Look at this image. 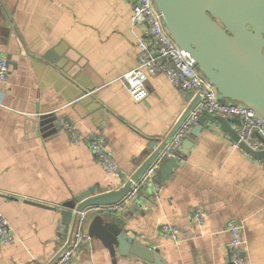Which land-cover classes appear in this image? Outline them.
<instances>
[{"label": "crops", "instance_id": "crops-1", "mask_svg": "<svg viewBox=\"0 0 264 264\" xmlns=\"http://www.w3.org/2000/svg\"><path fill=\"white\" fill-rule=\"evenodd\" d=\"M132 5L133 0H0V51L13 62L0 105V210L15 236L0 244V264H45L54 257L67 241L65 204L90 187L98 194L125 186L152 152L151 138L163 140L195 97L161 73L148 76L142 100L130 97L120 76L137 64L135 38L143 29L131 27ZM203 124L194 122L175 146L179 163L166 178L139 188L121 208H86L75 230L87 235L95 214L106 220L116 215L164 264H226L225 224L232 219L243 226L249 262L264 264V163L234 146L217 120ZM88 136L111 150L118 175L95 160ZM196 210L201 224L194 221ZM162 223L179 228L178 244L160 232ZM112 260L90 238L67 264ZM115 264L155 263L116 252Z\"/></svg>", "mask_w": 264, "mask_h": 264}, {"label": "water", "instance_id": "water-1", "mask_svg": "<svg viewBox=\"0 0 264 264\" xmlns=\"http://www.w3.org/2000/svg\"><path fill=\"white\" fill-rule=\"evenodd\" d=\"M161 13L164 24L176 43L189 52L197 69L215 87L221 102L239 101L253 107L264 118V0H153ZM7 63H13L6 56ZM187 96L195 97L179 116L173 128L158 142L151 138L152 152L145 158L130 177V181L116 190L102 188L98 194L94 187L75 196L65 204L61 212L64 226L63 239L67 237L65 248L71 241L82 213L88 207H105L121 200L133 182L137 181L145 168L163 148L188 112L201 99L198 93L187 91ZM217 120L219 128L245 152L259 158L264 163V148H251L239 135L232 124L238 125L236 117H224L203 111L195 120L196 124L206 126L203 120ZM196 132V128L191 134ZM257 138L264 139L256 134ZM190 138V137H189ZM186 144V141L185 143ZM155 146V147H154ZM154 147V148H153ZM164 160L153 180L166 178L171 168L179 160L175 156ZM40 206L45 204L31 202ZM137 207V206H134ZM140 207V206H138ZM106 220L100 213L95 214L87 226V235L105 246L113 257L128 253L155 264H164L159 254L149 245L142 244L122 227L118 216ZM61 248V249H62ZM57 255V254H56ZM54 255V256H56Z\"/></svg>", "mask_w": 264, "mask_h": 264}, {"label": "built area", "instance_id": "built-area-1", "mask_svg": "<svg viewBox=\"0 0 264 264\" xmlns=\"http://www.w3.org/2000/svg\"><path fill=\"white\" fill-rule=\"evenodd\" d=\"M130 23L132 28L139 24L143 26L141 33L135 38L138 48L137 64L120 76V80L125 82L127 86L130 97L135 101L142 100L148 93V76L161 73L167 77L173 86L182 91L198 93L201 99L181 121L139 179L133 182L125 196L116 202L115 207L117 208H121L129 198L134 197L139 188L152 182L161 163L173 156L175 146L205 110L224 117L238 118L240 123L236 131L239 139L244 140L251 148H260L262 144L255 132L264 139V118L253 107L242 102L230 100L221 102L218 99L215 87L197 69L189 52L182 49L166 29L162 15L157 10L153 0H133ZM8 73L9 66L6 57L0 51V105H3L4 90L2 86L7 81ZM65 126L69 131L70 139L73 142L77 141L79 137L77 133L69 124L66 123ZM86 144L95 160L106 172L118 175L115 158L101 139L88 136ZM233 145L238 146L235 141ZM192 215L197 224L202 223L203 216L199 210L194 211ZM225 229L230 234L226 246V264H251L242 249L244 243L242 224L231 219L226 222ZM159 230L168 236L174 244L179 243L180 230L177 226L162 223ZM89 239L88 235L75 230L69 244L65 248L59 249L57 255L45 264H67L74 250L83 244H87ZM14 240L15 236L8 220L0 210V244L7 245ZM32 264L38 263L33 262Z\"/></svg>", "mask_w": 264, "mask_h": 264}, {"label": "flooded vegetation", "instance_id": "flooded-vegetation-1", "mask_svg": "<svg viewBox=\"0 0 264 264\" xmlns=\"http://www.w3.org/2000/svg\"><path fill=\"white\" fill-rule=\"evenodd\" d=\"M262 51L264 52V46H263V48H262Z\"/></svg>", "mask_w": 264, "mask_h": 264}]
</instances>
